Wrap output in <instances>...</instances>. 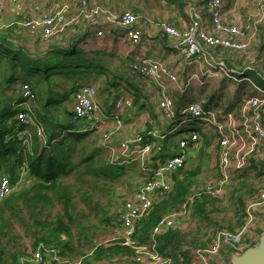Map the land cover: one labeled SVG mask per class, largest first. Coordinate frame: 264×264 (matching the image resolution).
<instances>
[{"label":"built area","instance_id":"1","mask_svg":"<svg viewBox=\"0 0 264 264\" xmlns=\"http://www.w3.org/2000/svg\"><path fill=\"white\" fill-rule=\"evenodd\" d=\"M201 1L210 14L213 33L208 30L207 20L196 0H190L187 6L190 16L187 28L179 29L165 22L158 24L164 33L178 39L180 57L197 70L188 72L184 77L179 70H172L159 59L145 55H136L130 65L133 75L148 79L160 87L157 105L159 117L163 120L160 124L164 128L150 129L149 126L154 123L152 117L144 116L140 131L115 143L113 136L123 125V112L134 108V98L119 91L115 97L114 112L111 113L116 126L110 130H101V146L108 153L109 163L124 167L127 164L137 165L144 175V179L116 213V233L104 241L106 244L118 243L131 248V264H173L175 258L160 250L158 237L169 229L178 227L179 220L191 215L194 198L202 194L219 195L223 186L249 167L253 160L264 168V87L256 84L250 77L243 76L244 71L239 73L240 77H236L233 73L238 70L229 68L213 50L216 47L229 51H245L250 48L257 41L260 26L264 22V0L257 4L255 18L242 26L226 23L224 0ZM12 2L17 14L23 16L19 22L21 27L47 44L66 33L68 27L75 23L91 24L98 37L105 36L106 25L120 26L133 45H139L143 38L144 32L139 27L141 17L131 9L117 11L106 5L80 0L77 10L70 17L71 7L66 2L57 6L35 3L31 12L26 11L21 0ZM9 27L5 25V28ZM219 77L232 82L247 81L255 94L242 97L233 107L210 104L208 98L201 95L178 106L169 92L170 88H174L185 94L189 89L202 88ZM97 94L94 84L82 80L75 83L71 107L73 123L81 125L80 122L84 120L92 122L70 131L87 133L100 128L103 119L108 117V112L96 100ZM19 99L14 105L19 109L16 118L25 127L17 135L23 138L24 146L30 151L34 138L45 141L47 134L34 117L32 103L35 102L36 94L28 83L20 85ZM177 122L179 124L175 125ZM177 132H182V136L175 142H170L169 136ZM206 137L215 139L213 151L216 157V181L193 187L181 208L163 215L147 239L140 241L138 233L142 221L150 215L155 202L172 191L174 174L197 158L195 149ZM157 140L160 141L159 146ZM165 143L166 148L162 152L158 151ZM31 182L28 161L24 160L13 178L8 174L0 175V201ZM246 214V224L238 233L219 231L211 245L192 249L191 264H213L212 258L224 245L239 253L251 247L244 235L250 230H264V188L248 200ZM177 257L182 258L181 260L184 258L180 252ZM44 260L61 264H82L83 257L63 258L56 248L40 245L29 260L24 259L34 264Z\"/></svg>","mask_w":264,"mask_h":264},{"label":"trees","instance_id":"2","mask_svg":"<svg viewBox=\"0 0 264 264\" xmlns=\"http://www.w3.org/2000/svg\"><path fill=\"white\" fill-rule=\"evenodd\" d=\"M165 1L169 4H179L180 7L186 3V0ZM69 42L67 47L50 43L47 49L37 51L16 44L8 32L0 31V175L8 174L13 178L20 165L27 160L32 177L29 185L0 201V264H34L24 259L29 260L40 245L56 248L63 258L83 257L85 264H94L100 259H111L131 252L129 247L121 244H92L95 249L91 259H87L88 253L77 251L73 244L74 230L80 234L81 241L93 243L94 239L93 235L89 234V225L83 222L85 214L83 210L77 209L75 200L82 201L85 207L91 210V214L93 212L97 214L102 207L95 197L103 194L96 190L100 189L98 185L101 182L109 183L118 180L126 170L124 166L109 163L104 157L102 147H94L91 150L85 148L84 141L91 132L70 131L74 127L62 126L57 116L51 113V110L61 103L60 99L55 98V95L60 92L57 88L62 87L58 85L56 77L63 76L67 79L81 77L83 73L88 72L87 67L92 65V60L79 49V43L74 38ZM213 50L218 54V51L223 48L216 47ZM225 51L229 50L225 49ZM23 83H28L32 87L36 94L35 101L41 105V109H35L32 104L37 123L48 130L43 147L40 145L39 138L35 137L30 151L24 146L23 138L17 135L25 125L16 118L19 109L14 107L15 102L20 100V85ZM67 93L70 94L68 89ZM65 99L67 100V96L63 97V100ZM138 104L139 97L134 100V105ZM62 130L66 132L64 136ZM162 148H166V143ZM258 164L253 160L249 167L239 172L240 180L235 185L232 195L235 198L234 212L227 224L218 222L213 216L214 212L219 211L216 205L217 198L208 194L194 198L191 215L198 224V231L208 228L216 236L219 231L238 233L245 226L247 202L262 189L256 188L248 177L252 170L255 171V177H264V170H261ZM184 169L174 174L176 180L172 191L156 201L150 215L142 221L138 233L141 241L149 235L163 215L180 209L188 200L194 187L191 177L198 170L186 171L184 177L180 179L179 175L185 172ZM73 175L76 183L70 185L67 183L68 178ZM253 179L255 181L256 178ZM56 204L61 206V211L54 220L44 221L43 211ZM25 213L29 215L34 230L27 229L23 217ZM110 221V215L105 214L98 222L102 225V222L108 224ZM15 223L21 226L26 225L27 233L38 238L30 255L21 251L22 248L18 243L20 236L14 232L13 228ZM40 225L46 228V234H42L41 237L39 231H36ZM251 234L249 233L245 239L248 238L247 241L253 246L257 238ZM213 235L210 239H213ZM158 240L160 250L166 254H172L175 258L173 264H191L192 249L198 247L196 245L199 243L198 239L191 240L190 232L180 226L169 229L160 235ZM206 243H201L200 246L209 245V242ZM179 252L183 254V260L177 257ZM235 252L234 248L224 245L220 254L212 258V263L231 264V256ZM39 264L61 263L44 260Z\"/></svg>","mask_w":264,"mask_h":264},{"label":"crops","instance_id":"3","mask_svg":"<svg viewBox=\"0 0 264 264\" xmlns=\"http://www.w3.org/2000/svg\"><path fill=\"white\" fill-rule=\"evenodd\" d=\"M21 1L24 4L27 12H31L32 6L35 3L57 6L63 2H66L71 7L69 13L70 17L75 13L80 2V0ZM143 1L147 0H89L90 3H102L103 5H106L117 11H121L126 8L132 9L138 13L141 17L139 27H141L144 32L142 41L139 45H133L126 38L125 30L117 25H106L105 36L103 37L97 36L96 29L91 24L75 23L69 26L67 29V38L68 36L70 39L74 38L76 42L79 43V49L82 50L84 55L92 60V66H94L93 63H97V70H91L93 72L92 74H108V77H106L107 82L97 83L96 85L91 80L87 81L81 79L82 81L90 82L97 87L98 94L96 100L108 112V117L103 119L102 125L99 126L100 128L97 130L98 132L101 133V130H110L116 126L115 120L111 113L114 112L115 97L119 91L125 93L128 96H132L134 100L139 97V104L137 106L134 105L133 109H127L123 112V125L113 136L115 143H118L126 136L140 131L143 128L141 119L144 116L152 117L153 122H159L157 124H160V122L163 121L159 117L160 111L157 105L159 101L160 87L155 85L154 82L133 75L130 72V65L136 55H145L159 59L164 64L168 65L172 70H179L181 75L183 74L182 76L184 77L188 72L197 70L195 66L190 67L180 57L178 52V39L167 35L158 26L160 22H165L179 29L187 28L190 24V16L187 7L190 0H186V3L183 7H180L179 4H169L165 0H149L153 7H146L145 3L147 2ZM196 1L200 11L207 20L206 26L208 30L213 33V23L211 21L209 12L205 9L201 0ZM259 1L260 0H224V18L226 23L240 26L246 25L257 15V4ZM14 7L15 6L12 0H0V8L2 9V12L0 13V27L2 24H4V26L9 25L10 27L9 29H6V32L12 33L13 31L18 33L16 36H12L10 34L11 39L16 44H20L31 49L30 46L31 44L33 45L35 43L36 37L30 34V32H28L25 28L21 27L19 22L22 20L23 16L17 14ZM258 43L259 45H257ZM41 48H48V45H41ZM246 50L248 51L244 54L247 60L243 61L244 65L242 67L232 64V62L229 60V56L227 55V52L230 51H225L224 49L220 50L218 51L217 56L231 69L237 70V68H240L257 72L262 77V79H264V69H262L259 64V61L263 58H258L259 56H264V22L260 26L257 41ZM251 58L252 60L248 61V59ZM256 60L257 62H255ZM247 72L248 71H244V73ZM219 79L220 81L217 82V86H213L212 83H207L202 88L197 87L194 89H189L192 90V94L189 97L186 96L187 92L185 94L180 93L174 88H170L169 92L173 95L175 103L178 106L183 104L185 101L196 97L197 95H201L208 98L210 104L213 105L221 104L223 106V98L228 99L227 105L225 106L233 107V105L242 97L255 94V91L249 88H245V92H241L238 95L235 93L233 94L234 89L232 86H229V94H226L225 97L224 93L226 92L227 85L229 84L230 80L225 77H219ZM231 82L232 81H230V83ZM106 93H108L109 96L106 95ZM70 95L71 99L68 101V105H70L71 110L73 98L72 94ZM82 126L83 124L78 125L75 128H80ZM149 127L152 128L153 126L151 125ZM38 140L42 146L43 140ZM163 150L164 148H160L158 151L162 152ZM179 226L182 227L181 225ZM261 233L262 230L252 233L255 235V238H257L256 241H258ZM147 237L144 240H146ZM183 247L186 246L184 245ZM131 254L132 251L122 255L114 256L111 259H100L95 261L94 264H131Z\"/></svg>","mask_w":264,"mask_h":264},{"label":"rangeland","instance_id":"4","mask_svg":"<svg viewBox=\"0 0 264 264\" xmlns=\"http://www.w3.org/2000/svg\"><path fill=\"white\" fill-rule=\"evenodd\" d=\"M124 1V0H122ZM143 2H147L145 3L146 7H153L151 5V3L149 2V0L147 1H143ZM102 4V3H100ZM103 5V4H102ZM151 5V6H150ZM126 9V8H125ZM149 9V8H148ZM132 10V9H131ZM0 31H6V29L9 28H5L4 24L1 25L0 27ZM12 36H16L18 35V33L13 32L9 33ZM261 34V33H260ZM35 45L31 44L30 48L33 50H45L47 48H41V45H48L47 43H44V41L41 38H36L35 39ZM70 38L68 36L67 38V31L64 35H59L58 37L53 39V45H63L64 47H67L70 44ZM259 45V43L257 44ZM256 49V48H255ZM248 50L246 51H230L227 52L228 56H229V60L232 62L233 65L235 66H243L244 65V60L246 61V57L245 54ZM256 55V54H255ZM225 56V54H224ZM252 57V56H251ZM253 58V57H252ZM251 59H248V61H251ZM258 58H263L259 61L260 67L262 69H264V56H259ZM256 59V58H255ZM257 62V60L255 61ZM94 66L91 65V67H87V71L85 74L83 73L81 77L77 76L76 78H70L67 79L63 76H57L56 79L59 82L58 85H62L59 86L57 89L60 91L59 94L57 93L55 95L56 99H60L61 103L58 106H55V109L51 110V113L55 114V116H57L58 122L63 125H71V127L75 128L78 126V124L73 123V117L71 114V110H70V105L69 104V100L71 99V95L74 89V85L76 83L77 80H87V81H92L94 82V84L96 85L97 83H102V82H107L106 81V77H108V74H100V75H94L92 74L93 72L91 71V73H89V70H97V63H93ZM248 64V63H245ZM237 72H234L233 74L236 77H240V72L246 71L244 69H240L237 68ZM245 77H250L256 84L264 87V80L262 79V77L257 73V72H252V71H248L247 73H244ZM80 78V79H79ZM89 79V80H88ZM220 79L219 78H215L213 79V81L211 82L213 86H217V82H219ZM229 86H232L233 90V94H239V93H243L245 92V88H249V89H253V87L251 86L250 83H248L247 81H242V82H231L229 81V84L227 85V89L225 94H229ZM67 89L68 91H70V94L67 93ZM192 90H189L186 93V96L189 97L191 96ZM106 95L109 96L108 93H106ZM67 96L68 100H63V97ZM223 102V106L227 105L228 99L223 98L222 100ZM34 105V108H40L41 105L35 101L34 103H32ZM41 109V108H40ZM39 110V109H38ZM92 121L91 120H84L82 122H80L81 124L84 125H89ZM159 123V122H157ZM156 121H154V123L152 124L153 127L158 128L159 130H162L164 128V126H162V124H157ZM179 124V122H177L175 125ZM200 129V128H198ZM46 130V134H48V130L45 128ZM63 131V130H62ZM91 132L90 135H88L86 137V140L84 141V146L86 149L91 150L94 147H102L101 146V133L98 132L97 130H95L94 132ZM63 136L66 134L65 130L62 132ZM182 136V132H177L175 135H170L169 136V141L170 142H175L176 140H178V138H180ZM211 137H206L203 141H201V144L195 149L196 150V159H194L193 161L189 162V164H187V166L185 167V172H182L181 175H179V178L182 179L184 177V174L186 173V171H190V170H195L197 169L198 172H196V174H194L191 177V180L193 181V186H198V185H202L204 183L207 182H215L216 181V175H215V164H216V157L214 155V151H213V147L215 146V139L211 138ZM47 140V138H46ZM46 140H43V145L46 143ZM157 142V146H159V140L156 141ZM211 146V147H210ZM43 147V146H42ZM177 149V147L175 148ZM104 153V157L108 160V153L105 151H103ZM260 169L264 170L263 167H260ZM125 174L123 176H121L118 180L113 181V182H109V183H103L101 182L98 186L101 189H96L99 192L98 193H103L100 196H96L95 199H97V201H99V204L101 205L102 209L100 211H98V213L96 214V212L93 214H91V210L85 205L82 201L76 199L75 202H77V209L79 210H83L85 217L83 219V222L86 223V225H89V234H92L94 239H93V243H87L85 241H81L79 236L80 234L78 233L77 230H74V239H73V244L76 247L77 251L83 252V253H88L89 257L87 259H91V256L93 254V250L95 248L92 247L93 245H97V244H106L104 243V241L108 240L107 238H109L108 236L114 235L116 233L115 229H116V213L119 211V209H121L122 205L124 204L125 200L130 196V194L134 191V189L137 187V185L139 183H141L140 181H142L144 179V175L141 173L142 171L140 170V168L137 165L134 164H127L125 167ZM255 175V171L252 170L249 172V180L250 182L255 184V187H259V189L264 188V177L262 178H257L254 176ZM240 174H236L230 182H228L227 184H225L222 188V191L219 195L214 196L215 198H217V203L216 205L218 206L219 211L214 212L213 216L215 217V219L218 222L227 224L229 219L232 217L233 215V201L235 198H233L234 196V188L235 185L237 184V182L240 180ZM90 177V176H89ZM245 178V177H244ZM242 178V179H244ZM253 178H256L255 181ZM91 179V177H90ZM173 180L175 181L176 178L174 176ZM68 184L70 185H75L76 180H75V176H70V178H68ZM250 185V184H249ZM194 201V200H193ZM192 201V204H193ZM61 209V206L59 204H56L55 206L48 208L46 210L43 211V219L44 221H52L55 219L56 215L59 213V211ZM105 214H108V216L110 215L111 217V221L110 223L106 224L105 222H102V225L99 224V220L102 216H104ZM24 220L26 221V225H27V229L31 228L32 230H34V228L32 227V222L29 218V215L27 213H25L23 215ZM31 222V223H30ZM30 223V224H29ZM29 224V225H28ZM26 225L21 226L18 223H15L13 228H14V232H16L20 238L18 239V243L20 245V247L22 248L21 251L26 254L28 253V255H30L34 248H35V243L37 241L38 238L35 237V235L32 234H28L27 233V229H26ZM178 225H181L182 228H184L185 231L190 232V239L191 240H195L198 239L197 242H199L196 246L198 247H194L193 249L196 248H203V247H207L209 245H211L213 243V240L215 239V236L213 235V232H211L208 228L203 229L201 231H198V224L196 223V221L193 219L192 215H190L189 217H185L182 220H180L178 222ZM225 229H228V227H225ZM36 230V229H35ZM36 231H39V235L41 237L42 234H46V228L44 225H40L39 229H37ZM253 231V230H250ZM248 232L247 234L244 235V237H247V235L252 232ZM256 231V230H254ZM238 232V231H237ZM38 233V232H37ZM213 235V239H210L211 236ZM248 239V238H247ZM247 239L245 240L246 242ZM212 240V241H211ZM208 243L209 245L207 246H200L201 243ZM211 242V243H210ZM108 243V242H107ZM206 243V244H207ZM224 247V246H223ZM93 248V249H92ZM131 249V248H130ZM132 251V249H131ZM220 254V253H218ZM217 254V255H218ZM73 257V256H72ZM75 258V257H73ZM82 264H85L84 261L82 262Z\"/></svg>","mask_w":264,"mask_h":264},{"label":"water","instance_id":"5","mask_svg":"<svg viewBox=\"0 0 264 264\" xmlns=\"http://www.w3.org/2000/svg\"><path fill=\"white\" fill-rule=\"evenodd\" d=\"M231 264H264V230L256 245L232 254Z\"/></svg>","mask_w":264,"mask_h":264}]
</instances>
